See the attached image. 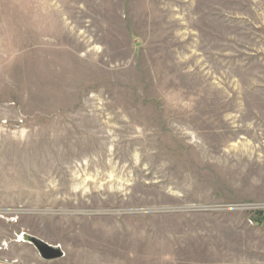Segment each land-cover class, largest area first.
I'll use <instances>...</instances> for the list:
<instances>
[{"label":"rangeland","instance_id":"obj_1","mask_svg":"<svg viewBox=\"0 0 264 264\" xmlns=\"http://www.w3.org/2000/svg\"><path fill=\"white\" fill-rule=\"evenodd\" d=\"M0 264H264V0H0Z\"/></svg>","mask_w":264,"mask_h":264},{"label":"water","instance_id":"obj_2","mask_svg":"<svg viewBox=\"0 0 264 264\" xmlns=\"http://www.w3.org/2000/svg\"><path fill=\"white\" fill-rule=\"evenodd\" d=\"M21 239L34 246L41 258L46 261L58 260L65 256L60 246L52 245L37 236L24 233Z\"/></svg>","mask_w":264,"mask_h":264}]
</instances>
